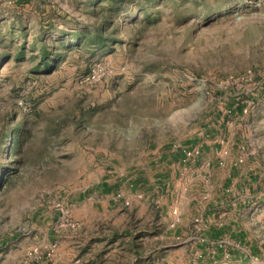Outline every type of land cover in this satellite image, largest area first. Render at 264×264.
<instances>
[{
  "label": "rangeland",
  "instance_id": "374dc122",
  "mask_svg": "<svg viewBox=\"0 0 264 264\" xmlns=\"http://www.w3.org/2000/svg\"><path fill=\"white\" fill-rule=\"evenodd\" d=\"M207 126L217 164L167 190ZM230 221L241 259L195 254ZM0 264H264V0H0Z\"/></svg>",
  "mask_w": 264,
  "mask_h": 264
},
{
  "label": "crops",
  "instance_id": "0c3cea01",
  "mask_svg": "<svg viewBox=\"0 0 264 264\" xmlns=\"http://www.w3.org/2000/svg\"><path fill=\"white\" fill-rule=\"evenodd\" d=\"M238 111L234 109V116L239 114ZM221 122H218L219 127L223 124V118ZM211 131L212 129L210 126L204 128L200 141L196 144L191 143L184 147L180 146L171 149H162L157 153L158 157L156 159V164L158 168H160V173H157V175H159L157 180L160 181V185H165L166 189L169 190L170 184L173 183L175 189L178 182L175 180V178H178L177 175H187L186 183L190 190L191 184L200 177L199 167L211 168L217 164V160L212 159L211 156L213 157L217 153L216 145H218L219 142L214 144L216 141L213 140L215 138L212 137ZM220 135H222V132ZM234 175V170H229L227 175H225V178H227V181H229L230 184H236L237 180ZM166 177H169V180H167ZM138 180L139 178L132 180L129 185L125 186L124 190L121 188L122 185L118 183H110L107 180L98 182L89 189L87 197L84 198V200H81V203L84 205V208L90 203L94 204L96 209H101L111 207L116 202H120L121 199L132 200L133 190L135 191L141 185ZM250 181L251 180H249V182ZM178 184V190H182L183 192L188 190L183 186L182 182H179ZM161 189L163 190V188ZM235 190L237 191V189ZM179 215H182V212H180ZM235 223V221H230V223L210 225L205 239L200 243V246L203 249H196L195 254L198 255L197 250L203 252L204 249L210 246L212 249V257L215 258V253L216 255H220V251H224L222 248L227 247L228 250L231 249V256H238L241 259L242 255H240V253L243 251V246L245 245L243 240L244 235L241 233L240 229H238L237 224L235 226ZM177 229L178 230L173 232L174 234L178 231L180 233L182 232V226H178ZM222 240H226V246L221 245Z\"/></svg>",
  "mask_w": 264,
  "mask_h": 264
}]
</instances>
